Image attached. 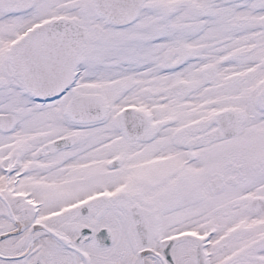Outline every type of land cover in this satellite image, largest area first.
Returning a JSON list of instances; mask_svg holds the SVG:
<instances>
[{"label": "snow or ice", "instance_id": "obj_1", "mask_svg": "<svg viewBox=\"0 0 264 264\" xmlns=\"http://www.w3.org/2000/svg\"><path fill=\"white\" fill-rule=\"evenodd\" d=\"M0 264H264V0H0Z\"/></svg>", "mask_w": 264, "mask_h": 264}]
</instances>
